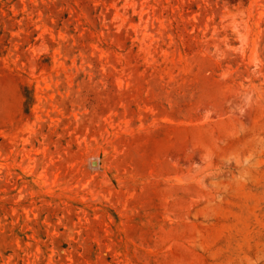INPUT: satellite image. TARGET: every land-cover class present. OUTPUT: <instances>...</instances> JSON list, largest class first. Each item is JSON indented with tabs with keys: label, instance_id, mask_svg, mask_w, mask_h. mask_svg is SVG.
<instances>
[{
	"label": "rangeland",
	"instance_id": "rangeland-1",
	"mask_svg": "<svg viewBox=\"0 0 264 264\" xmlns=\"http://www.w3.org/2000/svg\"><path fill=\"white\" fill-rule=\"evenodd\" d=\"M0 264H264V0H0Z\"/></svg>",
	"mask_w": 264,
	"mask_h": 264
}]
</instances>
